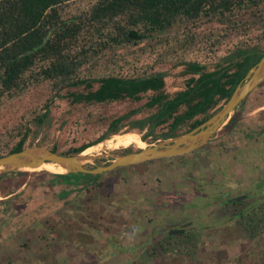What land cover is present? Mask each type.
Here are the masks:
<instances>
[{"label":"rangeland","instance_id":"374dc122","mask_svg":"<svg viewBox=\"0 0 264 264\" xmlns=\"http://www.w3.org/2000/svg\"><path fill=\"white\" fill-rule=\"evenodd\" d=\"M221 27L206 23L197 32L209 35ZM240 38L228 37L213 51L194 47L184 54L173 52L170 45L160 41L153 51L151 45L146 47L140 60L147 75L165 72V89L172 94L185 87V75H181L184 66L158 61V56L199 60L208 70H214ZM141 46L140 42L130 46L132 56H137L135 52H140ZM50 93L49 84L41 83L6 97L0 103V139L19 120L32 118L33 110L42 113ZM63 93L52 99L48 108L53 123L49 128L41 126L34 144L42 141L43 146L66 149L96 138L103 130L101 112L120 114L127 106L118 103L85 110L68 102ZM232 116L235 124L225 128ZM230 118L205 145L193 151L116 167L95 175V187L91 180L87 188L68 195H57L59 186L44 181L52 178L45 172H56L37 169L22 176L15 170L1 176L0 264H40V248L53 256L52 264H264V227L254 235L238 224L236 217L220 215L225 199L236 195H247L245 209L264 204V82ZM28 126L30 133L37 128L32 121ZM146 132L122 130L89 146L82 155L117 153L122 148L137 149L160 140L153 141L150 135L143 139ZM122 133L135 135L138 145L114 146L116 136ZM105 160L97 159L95 164H105ZM6 192L11 194L4 196ZM184 223L198 230L194 252L150 253L149 245L169 238L168 231ZM163 228L166 231H161ZM42 235L51 238L44 241ZM17 236L28 239L27 243L13 244Z\"/></svg>","mask_w":264,"mask_h":264},{"label":"trees","instance_id":"16d2710c","mask_svg":"<svg viewBox=\"0 0 264 264\" xmlns=\"http://www.w3.org/2000/svg\"><path fill=\"white\" fill-rule=\"evenodd\" d=\"M206 23L222 27L209 35H199L197 29ZM235 35L241 40L232 43L229 55L214 70H208L199 60L158 56V61L184 66L181 75H185V87L172 94L165 89V72L147 75L140 60L146 47L151 45L153 51L160 41L170 45L173 52L184 54L194 47L213 51ZM139 42L143 46L135 52L137 56H132L130 46ZM263 50L264 0H0V103L31 85L48 83L51 89L42 113L33 110L32 118L19 120L6 131L0 139V156L34 144L41 126L52 125L48 107L62 91L68 102L85 110L118 103L127 106L120 114L101 112L103 130L96 138L66 149L48 147L59 154L80 153L122 130L147 129L142 138L150 135L153 141L187 132L219 108ZM30 121L37 128L26 144L31 134ZM235 122L232 116L225 128ZM35 144L45 145L42 141ZM17 172L25 176L29 170ZM45 173L52 175L45 182L59 186L57 195L87 188L91 180L93 187L97 185L95 174ZM23 181L24 178L19 183ZM247 199L224 201L220 215L236 217L238 224L255 235L263 231L264 204L245 209ZM42 237L44 241L51 238ZM168 237L149 245L150 253L189 254L197 249L199 233L195 227H186ZM20 238L17 236V243L13 244L27 243L28 239ZM41 249L38 262L54 263L53 256Z\"/></svg>","mask_w":264,"mask_h":264},{"label":"water","instance_id":"95a60500","mask_svg":"<svg viewBox=\"0 0 264 264\" xmlns=\"http://www.w3.org/2000/svg\"><path fill=\"white\" fill-rule=\"evenodd\" d=\"M42 42L40 45H42ZM38 45L37 47H39ZM32 51V49L30 50ZM262 82H264V50L259 60L251 66L243 79L234 87L230 96L219 108L203 122L187 132L177 134L155 143L147 144L125 153H103L82 155H63L52 151L47 146L32 144L15 152L0 156V174L15 170H37L43 164L53 163L65 171L63 173L102 174L116 167L138 164L164 157L179 156L205 145L213 135L227 122L234 110ZM107 159L105 164H95L97 159ZM92 167H86L87 164ZM247 197L246 194L229 197L227 202H237ZM188 224L168 231V234L181 232ZM163 228L161 231H164Z\"/></svg>","mask_w":264,"mask_h":264},{"label":"bare ground","instance_id":"6f19581e","mask_svg":"<svg viewBox=\"0 0 264 264\" xmlns=\"http://www.w3.org/2000/svg\"><path fill=\"white\" fill-rule=\"evenodd\" d=\"M129 144H134L136 146L138 145V142L136 141L135 135L130 134V133H122V134L116 136L114 146L127 147ZM145 146H147V145H144L143 147H145ZM143 147H140V148H143ZM85 155H87V154H85ZM40 168L48 170L50 172H56V173H63L65 171V169H63L62 167H60L56 164H53V163L43 164Z\"/></svg>","mask_w":264,"mask_h":264},{"label":"flooded vegetation","instance_id":"af4514ba","mask_svg":"<svg viewBox=\"0 0 264 264\" xmlns=\"http://www.w3.org/2000/svg\"><path fill=\"white\" fill-rule=\"evenodd\" d=\"M132 150H135V148H132V147L122 148V149H120L119 151H116V152H117V153H125V152L132 151ZM105 161H108V160L106 159ZM88 165H89V164H87L86 167H88ZM227 199H228V198H226L225 201H227ZM184 224H188V225H189L190 223H184ZM182 225H183V224L179 225V227H181ZM188 225H187V226H188ZM187 226H186V227H187ZM186 227H185V228H186ZM164 229H165V228H164ZM164 231H166V229H165Z\"/></svg>","mask_w":264,"mask_h":264}]
</instances>
